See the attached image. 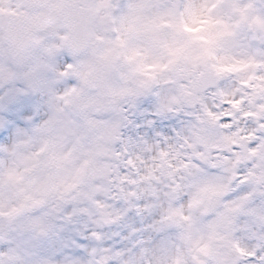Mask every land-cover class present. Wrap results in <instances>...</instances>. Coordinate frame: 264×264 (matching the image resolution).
Masks as SVG:
<instances>
[{"label": "clouds", "instance_id": "9594fccd", "mask_svg": "<svg viewBox=\"0 0 264 264\" xmlns=\"http://www.w3.org/2000/svg\"><path fill=\"white\" fill-rule=\"evenodd\" d=\"M0 264H264V0H0Z\"/></svg>", "mask_w": 264, "mask_h": 264}]
</instances>
